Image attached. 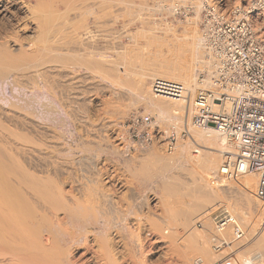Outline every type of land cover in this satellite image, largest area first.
Segmentation results:
<instances>
[{
  "label": "bare ground",
  "instance_id": "6f19581e",
  "mask_svg": "<svg viewBox=\"0 0 264 264\" xmlns=\"http://www.w3.org/2000/svg\"><path fill=\"white\" fill-rule=\"evenodd\" d=\"M106 3L105 0H0V93L3 95V97L0 95V264H153L154 262L148 263L143 256L141 257V253H143L142 251L145 249L144 246H146L144 242H148L150 246L153 245L157 250L164 249L162 260L156 261L155 264H193L192 257L196 254L191 257L189 252L190 249L192 250L191 253H196V249L204 256L208 255L209 251L207 249L209 248H207L205 244L206 241L193 242L191 240L192 242H190V245H187L191 248H188L189 251L185 248V251L182 248L185 247L183 244L180 245L175 242L176 236H174V239L173 236L170 237L173 231L168 232V234H170L169 236L164 234L165 232L167 233V228L169 227H166V231L165 227L164 230L162 228L161 232L164 231V233H160L164 234L163 236L159 233L161 228L159 229V226H157L158 224H154V227L150 224L152 227L149 225L151 228L149 227L150 230L146 229V231H150L148 235L153 234V237L147 242L145 240L148 238L144 237L145 240H143L140 236L141 234L134 233V231H132L133 226L131 225L132 228H130L129 223L132 221L130 219H136L139 213L143 212L142 207L144 200L142 197L144 196H141L140 193L143 192L139 189L141 186L137 188L134 187V189H131L129 192L125 189L126 192L124 191V194H126V198L124 202H122L123 200H118L115 196V192L117 193L122 184V181L116 176L118 170L114 168L116 173L109 174L107 173L108 171L101 170V172L96 168L97 166H94V161L98 160L100 155L107 154L109 156L108 158L104 157L105 160H102L104 162L108 161V166L111 164L109 162L115 163L125 156L123 155L124 149L120 145L122 141L118 138L119 136L117 137L115 135V137L118 138V142L115 145L109 141L110 138L108 136L109 139L106 141L107 137L103 135V132L107 131L109 127L113 129L118 126L114 123L112 126L108 123L105 124L106 122L103 121L105 120L103 117H108L109 114L105 116L101 115L102 118L96 117L95 120L98 121L97 123L91 122L94 121L93 119L91 120L92 117H89L92 115H87L90 118L88 120L85 114H87V112L90 114L89 109H91L90 107L93 105L92 99H89L87 96L90 89L87 90L85 86V88L77 86L70 88L71 85H69L65 77H71V75L73 77L74 73L71 71V66H76L83 69L85 71L84 73H86L83 74L84 80L82 79L80 82L81 84H88L85 78L90 79L89 76L91 71H96V73L98 72L99 75L101 74L103 76L110 75L112 77L111 80H116V83L124 79V77H121L116 64L118 62L117 57V62H115L116 60H113L115 57L110 58L103 52L105 50L104 48L102 51L99 49L98 45L93 46L90 44L89 41H91L93 37L87 39L86 37H82L79 33V30L82 28V18L85 20L87 14L93 12L92 8L93 10L96 8L95 13L97 12L103 15L106 12V6L109 5V2ZM170 7L171 5L168 6L167 9H170ZM195 13L198 14V10L195 11ZM84 22L86 23V21ZM198 34L199 35L196 34V42H191V39L187 37L184 39L186 47H184V44H181L180 56L178 59L183 60L184 58H188L194 61L192 66L190 64L188 65L189 72H191L190 75L192 76L197 72L198 62L204 65L207 69L208 76L202 80L201 84L203 85L201 88H203L209 84V74L212 71L213 62L209 57L206 59V62L203 61L204 59L202 60L203 55L205 57L207 54L203 45L204 35L201 31H199ZM97 40L98 39L92 40V43L94 41L93 44L95 45ZM117 44L120 45V42ZM127 51L128 50L125 49L122 52L127 55ZM121 56H123V59L125 58L123 53ZM126 64L127 66L125 67L131 69L128 62H126ZM177 65L179 64L177 63ZM170 67L172 68V64H170V59H167L165 65L155 67V72L150 75L153 76V79L164 78L182 83L188 90L186 98L176 99L153 95L148 86L149 84H147L146 75L138 72L139 76H137L136 79L132 76L134 80L131 81V85L133 86L132 90H134L133 93L136 95V97H134L135 95L133 96L134 98L132 97V103H134V100L143 102L146 108L149 107L151 108L149 110L156 111V118L159 120H179L182 121L184 125H189L187 122L189 119V110L190 114L192 112L190 91L191 88H195L198 83H196L195 80L193 82L192 76L187 77V75H185L187 78L184 79L179 77V73H176L175 69L172 70ZM173 68H175V65H173ZM53 71L57 74L58 79L61 78V80H57V78L51 79V77H49V74L53 73ZM134 74L137 75L136 73ZM124 81H126V79L122 82L124 83ZM122 82L121 85L123 84ZM77 84L79 85V82H77ZM81 84L80 86H82ZM198 85L200 86V84ZM187 87H191L190 90ZM101 89H103V87H101ZM8 90H10L9 93H7ZM116 104L118 105V103ZM116 104L114 103L113 107ZM122 105L124 104L122 103ZM103 106L104 105H102V107ZM105 106H107V108L108 106L109 108L112 107L108 104ZM117 108H119V106ZM103 109L104 108L101 110ZM78 112H80L82 117H85L82 120L85 123L84 127L87 129L85 130L95 133L94 138H100V140L97 139V142L93 139L94 142H91L95 143L96 141V143H98L93 146L90 141L89 144L88 142L82 141L85 137L84 139L78 138V140H73V143L72 140L71 143H66L68 144L67 149L64 146L61 148L64 151L67 150V152H72L74 150L78 151L79 161L76 159L77 162L73 163L78 164V162L81 160L84 161L83 159H85L86 164L83 165H86L84 166L86 168H81L83 172L80 173L81 176L85 175L88 176V178L90 177L89 179L90 181L92 180V183L89 184H92L91 186H93L95 192H67L65 186L70 183L69 187L72 190V187L75 186L73 179L76 177L75 175L77 172H73L75 175L71 173L73 171L70 170L72 167L69 169L71 172L69 170L67 171V164L65 169H63L62 166L64 164L60 163L61 165H58L59 162H57L55 165H58V167L56 168L55 165L48 164V161L46 159L44 160L47 154L46 156L44 155L43 140L46 137H43L45 134L44 132H46L44 130L47 128L46 126L48 124H46L45 120H48L53 127L55 125L57 127H63L64 129L67 125L74 126L73 122H77L76 119L79 115L76 117V114H78ZM99 115L100 114H96V116ZM110 121L108 120L107 122ZM78 123L81 126L82 122H77V124ZM169 123L171 122H168L166 125H169ZM77 124L75 127H77ZM180 124L183 125L182 123ZM84 127L82 128L84 129ZM89 127L91 128L89 129ZM210 128L200 129L199 134L205 140L208 145L207 147L211 149L210 153L212 155L206 156L205 174L201 175L197 171L193 172L196 173V181L194 179V183H188L190 180L185 174V172L187 173V160L184 157L183 150L179 152V158L178 154L168 157L163 154L161 155L155 150H146L147 155L145 153V156H147V158L142 160L143 155H139L140 158L142 157L140 161L143 162H141L142 164L140 163L141 167L139 165L140 170L137 169L139 172L141 171V174L138 173V171L137 173L142 177H144L143 175L148 177V179L146 177L143 178L147 180H149L152 175L157 174L163 186V190L165 191L163 193L173 197V203L180 201L185 204V200L181 197L186 195L193 198L189 203L187 202L188 205L186 206L188 207L173 205L171 210H169V217L181 222L182 228L185 227L184 225L187 227L191 220L198 219L199 212H205L204 217L205 215L211 214L212 208H205V203L219 200L220 197L217 196L218 194L225 196L227 200L231 201L230 203L232 205L230 206L227 204L228 206L226 205V207L236 215L245 230V241L242 245L243 249L241 247L242 250H239L238 255L234 257L236 264H249L247 259L251 255H257L256 260L252 264H264V200L260 201V199L256 198L253 194L257 177L255 178L253 174L250 175L251 173H245L236 179L224 180L217 185H212L210 182L207 183V180L205 181L204 176H206V179L207 177L209 178L219 167L223 158L222 151L226 147L224 136L215 129L213 130ZM48 129L50 130L51 127L47 128V130ZM85 130L81 131L86 135ZM50 131L47 132L50 133ZM51 133L53 134V132ZM77 133L80 134V132ZM55 134H53V136L50 135L54 137ZM88 135L89 134L86 135L87 138ZM60 136L61 135H59V137ZM90 137L92 139V136ZM76 138L77 136H75V139ZM102 138L105 139V142H103L104 139ZM66 140H70L69 135H67ZM85 140L87 141V139ZM99 141H102L103 144L100 145ZM44 142L46 143V141ZM50 142L51 141L48 143ZM48 143H46V147ZM52 143L56 145L57 140ZM72 144L74 148H72ZM50 145L51 144H49L48 147H50ZM54 145L53 148H58V144L56 146ZM53 148L49 150L50 153L52 150L55 151ZM61 148L58 149L59 152ZM57 152L56 150L55 153ZM61 153H63V151L59 153L60 155L56 156H61ZM81 153H85V155ZM54 154L51 153L50 156ZM218 155L220 156V161L217 158ZM56 156L54 155V157ZM54 157H51V160L55 161ZM70 158L71 156L69 159ZM66 160L64 161L65 163H67ZM44 161H47V164H45ZM56 161L54 163H56ZM64 162L62 160V163ZM104 162H102V165ZM78 166L81 167L82 165L80 166L79 164ZM75 168L78 169L77 166ZM201 168L203 169V167ZM79 169L77 171H79ZM105 169L107 170V168H104V170ZM63 172L66 176H63ZM72 174L74 178L71 179V177H73ZM81 178H79V180ZM84 179L89 181L87 177ZM77 180L78 179H76V181ZM82 184L83 183L79 185L82 187ZM89 184L87 182L85 185H88L89 188ZM91 186L90 188H92ZM245 187H248L249 191L241 192ZM73 190H76V188ZM124 194L123 196H125ZM122 203H125V205ZM149 212H151V210ZM140 216L142 215L140 214ZM201 216L200 218H204L203 215ZM164 220L163 222H166ZM137 222L138 219L136 220V223ZM205 222L207 221H204V223ZM138 223L140 229H142L141 226L143 224L140 225L141 222ZM159 225L161 224L159 223ZM191 225H193V223H191ZM204 225L205 228H210L208 230H211L209 224L208 226L206 223ZM210 225L212 224L210 223ZM128 226L132 230H128ZM186 227L185 229L187 230ZM125 229L128 230L130 238L123 241L125 237H129L123 235L126 234L124 233ZM192 229H194V227ZM194 230L190 231L194 232ZM197 231L199 232V230ZM182 233H184V231ZM188 233L190 234L189 231ZM229 234L228 232L227 236H229ZM115 236L121 237L122 239L119 238L120 240H115ZM197 236L198 235H196V237ZM163 237H168L170 239ZM196 237L195 239L197 240L198 237ZM119 242L122 243V246L126 250V252H124L126 254L121 258L116 256L118 245H120ZM192 248H195L194 251ZM195 257H197L194 258L195 263H201L203 260L201 256L199 258L198 256ZM211 258H215V256ZM214 264H219L218 260Z\"/></svg>",
  "mask_w": 264,
  "mask_h": 264
},
{
  "label": "rangeland",
  "instance_id": "374dc122",
  "mask_svg": "<svg viewBox=\"0 0 264 264\" xmlns=\"http://www.w3.org/2000/svg\"><path fill=\"white\" fill-rule=\"evenodd\" d=\"M92 1V0H91ZM173 1V2H172ZM177 1H180L181 3H186V0H105V2H109V5H107L106 7V9H105V15L103 14H101V13H95V11H96V8L93 10V8H92V11L93 12H91L90 14H87V15H89V16H92L93 18H94V21H95V27H96V29L94 30V33H93V35L92 36H90V39L93 37V39L92 40H95V39H98L97 40V44L95 43V45L93 44L94 43V41H93V43H92V40L91 41H89L90 42V44H92L93 46H96V45H98V47H99V49L100 50H104L103 52H105L106 53V55L108 56V57H110V58H114L113 60L115 61L116 60V57H117V60H118V62H117V60L115 61V62H117L116 64H117V67H118V69H119V71H120V75H121V77H124V79L123 80H125L126 79V81H124V83L121 85V82H117L116 83V80L115 81H113V79L111 80V76L110 75H108V76H106V75H99V73L97 72L96 73V71H91L90 72V79H86L85 78V81L88 83V84H86V83H83V84H81L80 82L82 81V79L84 80V75L83 74H86V73H84L85 71L83 70V69H81V68H78V67H76V66H71L72 68H71V71H73V73H74V75H73V77H72V75H71V77L73 78H71L70 76H67V77H65V79H66V81L67 82H69V85H71L70 86V88L71 87H73V86H77V87H80V88H83L84 86L87 88V90H89V94L87 95L88 97H89V99L91 98L92 99V104L93 105H91L92 107H90L91 109H89L90 110V114H88V112H87V114H85L86 115V118L89 120L90 118L89 117H92L91 118V120L93 119L94 121H91V122H98L97 120H95L96 119V117L98 118V117H101L102 118V116L101 115H103V116H105V115H108V117L106 118V117H103V119H105V120H103V121H105L106 123L105 124H109V125H111L112 126V124L114 123V124H116V126H118V127H114L113 129L111 128V127H109L108 128V130L107 131H104L103 133V135H105L106 137L108 136L109 138H110V142L112 143V144H115L116 145V143L118 142L117 141V139L119 138L122 142H121V146L123 147V155H125V156H123V158H121L120 160H118V161H116L115 163L114 162H109V163H111V164H109L110 166H108V161L107 162H104V161H102V160H105L104 159V157H106V158H108L109 156L106 154V155H100V160H99V158H98V160H96V161H94V166H97L96 168L97 169H99L100 171L102 170V171H108L107 173H111V174H114V173H116V170H118L117 171V174H116V176H117V178H119V180L120 181H122L121 183V187H119V189H118V191H117V193L115 192V196H116V198L118 199V200H123L122 202H124V200H125V198H126V194H124L126 191H131V189L133 190L134 189V187L135 188H137V187H139V186H141V187H139V189L141 188L142 189V191L143 192H140L141 193V196H144V197H142L143 198V200H144V204H143V207H144V205H145V207L143 208L142 207V211L143 212H141V213H139V216L135 219V218H133V219H130V220H132V221H130L131 223H129V225H130V228H132V226H133V230L132 229H130L129 228V226H128V230H132V231H134V233L136 232V233H139V234H141L140 236H141V238L143 239V240H145L144 239V237H146V238H148V239H146L145 241L147 242L148 240H150V239H152V237H153V234H151V235H148V234H150V231H146V229H149V227L151 226V225H153V227H154V224H158L157 226H159V229H160V231H159V233L161 232V230H162V228H163V230H164V227H165V231L167 230V233L165 232L164 233V231L163 232H161V233H164V234H166V236H169L170 234H168V232L170 231H173V233H171V235H170V237L171 236H173V239H174V236H176L175 237V242H177V243H179L180 245L181 244H183L185 247H182L185 251H186V249H187V251H189L188 250V248H191V247H188L189 245H190V242H205V244L207 245V248H209V249H207L209 252H208V255H203L199 250H196L195 248H192L193 249V251H194V249H195V251H196V253L194 252V253H191L192 252V250L190 249V254H191V257L193 256V255H195V256H198V258L201 256L202 257V261H201V263H195L194 262V258H197V257H195V256H193L192 257V263L193 264H214V263H216L217 262V260H218V263L219 264H222V262L224 261V259L226 258V255H227V251L226 250H224V251H221V253H219V252H217L215 249H213V247H212V245H211V243H210V241H209V233H210V231L212 230V228H213V225H214V222H213V220H208V219H212L211 218V216L210 215H205V217H204V213L205 212H202V213H198V219H193V220H191L190 221V223L188 224L189 225V228H188V225H187V227H186V225H184L186 228H187V230L185 229V227L184 228H182V223L181 222H179L178 220H175V219H171L169 216V210H171V207L174 205V206H176V205H179V206H186V205H188V203H189V201H191L193 198L191 197V196H188V195H186V196H183V197H181L182 199H184L185 200V204H183V203H181L180 201L178 202V201H176L175 203H173L172 201H173V197H171V196H168L167 194H164L163 192H165L164 190H163V186L161 185V181H160V179H159V176L157 175V174H154V175H152L151 177H150V179L149 180H147L148 179V177H146L145 175H143L144 177H142V176H140V175H138V173H140L137 169H139L140 167H141V165H140V163L141 162H143V161H140L141 160V158L143 157V159L142 160H144V158H147V156H145V153H146V155H147V151L148 150H155V151H158L161 155L163 154L164 156H173L174 154H178V158H179V152H181L182 150H183V152H184V157H185V159L187 160V173L185 172V174H186V176L189 178V182L188 183H194V179H195V181H196V178H195V175H196V173H193L194 171H197V172H199L201 175L202 174H205V166H206V162H207V155L209 156H211L212 154L210 153V150L211 149H209V147H207L208 145L206 144V142H205V140L203 139V137L199 134V132H200V129H204V128H195V127H193V126H191V124H190V117H191V114H190V110H189V119H188V123H189V125L187 124V125H184V123L182 122V121H179V120H170V119H165V120H159V119H157L156 117V115L157 114H155V110H149V109H151V108H146L145 107V105H144V103L143 102H139L138 100H134V103H132L133 102V98L134 97H136V95H135V93H133L134 92V90H132L133 89V86L131 85V81L132 80H134V78L136 79V77L137 76H139V73H142L143 75H146V77H147V84H149L148 86H149V88H150V82H151V80L153 79V76H151L150 74H152V73H154L155 72V67H157V66H160V65H165V62H167V59H170V64H172V70H174L175 69V72L177 73H179V77H182L183 79L184 78H187L188 76H192V75H190L191 74V72H189V69H188V65L190 64L191 66L193 65V62L194 61H192V60H189L188 58L187 59H178V57L180 56V48H181V44H184V47H186L185 46V41H184V39L187 37V38H190L191 40V42L193 41V42H196L197 41V39H196V34L197 35H199L198 33H199V31H200V29H199V26H198V24H197V21H198V19H199V13L198 14H196V13H192L191 15H189V16H187V17H185L183 20H171V18L169 17V15H170V9H167V7L168 6H170V5H173V3H175V2H177ZM172 2V3H171ZM106 3V4H107ZM63 9V8H62ZM93 13V14H92ZM99 14H101V15H99ZM109 16H113V18H115L114 20H115V22L118 20V19H125L126 20V23H125V25L123 26V30L122 31H112V30H110L108 27H106V26H102V23H103V20L105 19V18H107V17H109ZM98 18H100V19H98ZM98 22H97V21ZM100 21V22H99ZM100 28V29H99ZM102 31V32H101ZM99 32V33H98ZM106 33V34H105ZM98 34V35H97ZM103 35V36H102ZM105 35V36H104ZM99 36V37H98ZM116 39V40H115ZM183 39V40H182ZM119 40V41H118ZM118 41V42H117ZM184 41V42H183ZM110 42L111 44H108V43ZM120 42V45H122V46H120L119 44H117V43H119ZM105 43V44H104ZM115 43V44H114ZM122 43V44H121ZM104 44V45H103ZM113 45V46H112ZM117 47V48H115V47ZM101 47V48H100ZM114 47V48H113ZM104 48V49H103ZM123 48V49H122ZM121 49V50H120ZM128 50L127 51V55H126V53H124V52H122V51H124V50ZM120 50V51H119ZM118 53V54H117ZM121 53V54H120ZM122 53H123V55H125V58L123 59V56H121L122 55ZM112 56V57H111ZM122 57V58H121ZM121 58V59H120ZM181 58V57H180ZM128 59H130V60H128ZM204 59V60H203ZM207 58H205L204 57V55H203V57H202V60L203 61H207L206 60ZM121 60V61H120ZM128 60V61H127ZM172 60H173V62L175 63H173L172 62ZM123 62V63H122ZM126 62H128V64H129V66L131 67V69H129L128 67H125V66H127V64H126ZM125 63V64H124ZM177 63L179 64V65H177ZM116 64H115V66H116ZM122 64V65H121ZM173 65H175V68H173ZM128 68V69H127ZM82 70V71H81ZM128 71H130V72H128ZM55 71H53V73H50L51 75H53V76H51L50 74H49V77H51V79L52 78H57V80H61V78H59L58 79V76H57V74H55L54 73ZM139 72V73H138ZM75 73H76V75H75ZM131 73V74H130ZM134 73H136L137 75H135ZM79 74V75H78ZM122 74H124V75H122ZM129 74V75H128ZM208 72H207V69L204 67V65H202V63H200V62H198V64H197V72L192 76V78H193V82H194V80H195V82L196 83H198V84H200V86L197 84L196 86H195V88L193 87V89L191 88V91H190V93H191V101H192V99H193V96H194V94H195V92H196V90L198 89V88H201L202 87V85L203 84H201L202 83V81H200V75H203V78H205V77H207L208 75ZM54 75H56V76H54ZM185 75H187V77L185 76ZM129 76V77H128ZM134 78H133V77ZM74 77H76V78H74ZM81 77V78H80ZM99 77V78H98ZM108 77V78H107ZM68 78V79H67ZM127 78H129V79H127ZM131 78V79H130ZM195 78V79H194ZM55 79H53V80H55ZM72 79V80H71ZM77 79V80H76ZM70 80V81H69ZM76 80V81H75ZM93 80V81H92ZM127 80H130V81H127ZM75 81V82H74ZM72 82V83H71ZM77 82H79V85L77 84ZM71 83V84H70ZM99 83H105V84H99ZM130 84V86H129V84ZM75 84V85H74ZM80 84L82 85V86H80ZM68 85V86H69ZM86 85H88V86H86ZM95 85H96V87H95ZM104 85V86H103ZM106 85V86H105ZM108 85V86H107ZM127 85V86H126ZM210 80H209V84L208 85H206V87L204 86L203 88H210ZM97 86H99V87H97ZM103 87V89H101V87ZM126 86V87H125ZM129 86V87H128ZM84 87V88H85ZM106 89H105V88ZM69 88V89H70ZM189 90H190V88L189 87H187ZM112 89H113V91H112ZM126 89V90H125ZM91 90H93V91H91ZM104 90V91H103ZM107 90V91H106ZM9 91L10 90H8L7 91V93H9ZM103 93H102V92ZM5 92H6V90H5ZM92 93V94H91ZM97 95H96V94ZM99 93V94H98ZM125 93H126V95H125ZM121 94V95H120ZM0 95H2V93H0ZM94 95V96H93ZM117 95V96H116ZM125 95V96H124ZM129 95V96H128ZM135 95V96H134ZM110 96H112V97H110ZM116 96V97H115ZM119 96V97H118ZM122 96V97H121ZM134 96V97H133ZM1 97H3V95L1 96ZM102 97V98H101ZM107 97V98H106ZM115 97V98H114ZM127 97V98H126ZM130 97V98H129ZM133 97V98H132ZM116 98H117V100H116ZM100 99V100H99ZM103 99V100H102ZM108 99V100H107ZM105 100H107V101H105ZM112 100H116V101H112ZM104 101V102H103ZM110 101V102H109ZM137 101V102H136ZM95 102H97V103H95ZM102 102V103H101ZM105 102H108V103H105ZM131 102V103H130ZM114 103L116 104V103H118V105L116 104L114 107H113V105H114ZM122 103L124 104V105H122ZM106 104H108V105H111L112 107L111 108H109V106H108V108H107V106H105ZM102 105H104L103 107H102ZM132 105V106H131ZM191 105H192V103H191ZM96 106H97V108H98V110H97V108H96ZM101 106V107H100ZM119 106V108H117V107ZM123 106V107H122ZM106 107V108H105ZM132 107V108H131ZM102 108H104L105 109V111H104V109L103 110H101ZM100 109V110H99ZM95 110V111H94ZM116 110V111H115ZM119 110V111H118ZM104 111V112H103ZM115 111V112H114ZM111 112H112V114H111ZM120 112H121V114H120ZM136 113V114H139L140 116H148L149 117V121H150V127H151V129L150 130H158V129H160V131H163V132H169V130H171V128H173L174 127V129L177 131V133H178V135L180 134V132H181V130L183 129V128H186V129H188V133L190 134V138H181V135L179 136V138H178V140H177V142H176V144H175V147L171 150V151H168V150H166V148H165V146H164V144H162L161 143V141H160V139L158 140H156V139H154L153 141H152V143L151 144H147L146 146H140L139 144H138V142H137V139H136V137H133V132H132V130H133V126L131 125V121H130V114L131 113ZM149 112H150V114H149ZM96 114L98 115V114H100L99 116H96ZM120 114V115H119ZM145 114V115H144ZM79 115V116H78ZM84 115V116H85ZM89 115H92V116H88ZM95 115V116H94ZM112 115V116H111ZM119 115V116H118ZM80 117L81 115H80V112H78V114H76V117ZM94 116V117H93ZM77 117V122H82L81 123V126H80V124L78 125L77 124V122L75 121V122H73V125L74 126H72V125H67V126H65L64 127V129H63V127L61 128V127H57V126H55L54 125V127L52 126V125H50V122L48 121V120H45L46 121V124H47V128H50L51 127V131L48 129L47 130V128L44 130V131H50V133L49 132H47V134H49V135H47L46 134V132H44L43 134H44V137L43 138H45L44 140H43V143H44V147H46V143H48L49 141H51L50 143H48V146H49V144H51L50 145V147H46V148H44L43 147V149H44V155L46 156V154H47V156H48V158H47V156H46V158L44 157V160L46 159L47 161H44V163L45 164H53V165H55V164H57V162H59V164L58 165H61V164H64L62 167H63V169H65V166H66V164L68 165V167L66 166V170L68 171L71 167V169L70 170H73L71 173H73V172H77V174H78V176H79V173L80 172H83V171H81V170H83V169H81V168H86V167H84V166H86V165H83V164H86V162H85V159H83L84 161H80V162H78V164L77 163H73V162H77V160H78V151L76 150H74V151H72V152H67V150L66 151H64V150H62V146H64L66 149H67V147H68V144H66V143H71V140H72V143H73V140H78V138H82V139H84V137H85V139H87V141L84 139V140H82V141H84V142H88V144H89V141H90V143L93 145V146H95L96 144H98V143H96V141L98 142V140H100V138H94L95 136V133H92V132H87L86 130V128L84 127V122L82 121L83 120V118H85V117H82V119H81V117L80 118H78ZM124 117V118H123ZM46 118H47V116H46ZM109 118V119H108ZM123 120H122V119ZM79 119V120H78ZM80 119H81V121H80ZM109 120H111L110 122H107V121ZM129 120V121H128ZM158 120V121H157ZM161 121V122H160ZM179 121V122H178ZM91 122H89V123H91ZM164 122V123H163ZM168 122H171V123H169V125H166V124H168ZM177 122H178V124H177ZM111 123V124H110ZM180 123H182L183 125H181ZM76 124H77V127H75L76 126ZM82 124H83V126H82ZM123 124V125H122ZM153 124V125H152ZM158 124V125H157ZM165 124V125H164ZM162 125H163V128H162ZM49 126V127H48ZM79 126H80V128H79ZM132 126V127H131ZM153 126V127H152ZM53 127V128H52ZM82 127H84V129L82 128ZM55 128V129H54ZM66 128H68V129H66ZM70 128H71V130H70ZM76 128H77V131H76ZM78 128H79V131H78ZM91 127H89V129H90ZM111 128V129H110ZM52 129H53V131H52ZM86 129V130H85ZM115 129V130H114ZM210 129H213V128H210ZM60 131V132H56V131ZM64 130H66V131H64ZM67 130H69V131H67ZM81 130H85V132H86V135L87 134H89L88 135V138L86 137V135H85V133L84 132H82ZM113 130V131H112ZM214 130V129H213ZM71 131V132H70ZM119 131V132H118ZM122 131H124V132H122ZM51 132H53V134H55L54 135V137H52L53 136V134L51 133ZM65 132V133H64ZM77 132H80V134H78ZM81 132H82V134H81ZM213 132V131H212ZM91 133V134H90ZM107 135H106V134ZM118 133H120V134H118ZM214 133V132H213ZM52 136H51V135ZM62 134H63V136H62ZM84 134V135H83ZM59 135H61L60 137H59ZM67 135H69L70 136V140L69 141H67L66 139H67ZM81 135V136H80ZM115 135L118 137H115ZM52 137V138H50V137ZM58 136V137H57ZM75 136H77V138L75 139ZM79 136V137H78ZM90 136H92V139H91V137ZM104 136V137H105ZM113 136V137H112ZM56 137H57V139H56ZM106 137H105V139H106ZM107 137V139H106V141L109 139ZM131 137V138H130ZM72 138V139H71ZM74 138V139H73ZM114 138V139H113ZM116 138V139H115ZM48 140V142H47V140ZM53 139H55V140H53ZM59 139V140H58ZM93 139H95L96 141H95V143H93L94 141H93ZM98 139V140H97ZM102 139H104V138H102ZM101 139V140H102ZM105 139L103 140V142H105ZM113 139V140H112ZM57 140V146H58V148H53V145H54V143H52V142H55ZM64 140V141H63ZM44 141H46V143L44 142ZM91 141H93V142H91ZM113 141H115V142H113ZM59 142V143H58ZM60 142H62V143H60ZM100 142V141H99ZM102 142V141H101ZM100 142V145H102L103 144V142L101 143ZM63 144V145H62ZM134 144V145H133ZM56 145H54V146H56ZM67 145V146H66ZM52 146V147H51ZM61 148V150H60V152H62L63 151V153H61V156H56V155H60L59 153V150L58 149H60ZM47 148H48V150H47ZM55 149V151H51V153L52 154H54L55 152H56V150L59 152H57V153H55L54 155L56 156V157H54V155H52V156H50V151L49 150H51V149ZM72 148H74V146H73V144H72ZM139 148V149H138ZM209 149V150H208ZM45 150H47V151H45ZM147 150V151H146ZM206 150H207V152H206ZM124 151H126V152H124ZM54 152V153H53ZM94 152H95V149H94ZM99 152V151H98ZM162 152V153H161ZM65 154H66V156H65ZM77 154V155H76ZM82 154V153H81ZM82 155H85V153L84 154H82ZM142 156L141 158H140V156ZM71 156V160L69 159V157ZM73 156H75V157H73ZM139 156V157H138ZM51 157H54V159H55V161H56V163H54L55 161L54 160H51ZM60 157H62V158H60ZM64 157V158H63ZM84 157V156H83ZM49 158H50V160H51V162H50V160H49ZM75 158V159H74ZM217 158L219 159V161H220V156L218 155L217 156ZM53 159V158H52ZM59 159V160H58ZM61 159V160H60ZM69 161H67V160ZM74 159V160H73ZM77 159V160H76ZM79 159H80V157H79ZM62 160H63V162L66 160V162L67 163H62ZM61 161V162H60ZM79 161V160H78ZM47 162V163H46ZM53 162V163H52ZM83 162V163H82ZM97 162V163H96ZM99 162V163H98ZM102 162H104V164L102 165ZM61 163V164H60ZM71 163V164H70ZM107 163V164H106ZM114 163V164H113ZM70 164V165H69ZM74 164V165H73ZM75 164H76V166H77V168L79 167L78 165L80 164V166L81 167H79L78 169H79V171H77L78 169H76L75 167ZM99 166H101V167H99ZM142 164V163H141ZM58 165H55L56 166V168L58 167ZM72 165V166H71ZM139 165H140V167H139ZM75 166V167H74ZM113 166V167H112ZM203 167V169L201 168V167ZM218 166V165H217ZM107 168V170L105 169L104 170V168ZM109 167V168H108ZM111 167V168H110ZM197 167V168H196ZM103 168V169H102ZM114 168H116V170L114 169ZM119 168V169H118ZM135 168V169H134ZM201 169V170H199V169ZM111 169V170H110ZM124 169V170H123ZM120 170V171H119ZM132 170V171H131ZM136 172H135V171ZM140 170V169H139ZM101 171V172H102ZM115 171V172H114ZM137 171H138V173H137ZM186 171V170H185ZM201 171V172H200ZM75 172V173H76ZM121 172V173H120ZM75 173H73L74 175H75ZM136 173H137V176H136ZM65 173L63 172V176H66V175H64ZM73 174H72V176H73ZM77 174L75 175L76 177H78L77 176ZM108 174V175H109ZM120 174H122V175H120ZM141 174V173H140ZM253 174V176L256 178L257 177V174H255V173H251L250 175H252ZM87 175V174H86ZM127 175H129V176H127ZM80 176H81V173H80ZM78 177V178H74V176L73 177H71V179L72 178H74L73 180H74V187H72V190L70 189V187H69V185H70V183H68L65 187H66V191L67 192H90V191H92V192H95L94 190H93V186H91L92 184H89V183H92V180L90 181V177L88 178V176H85V175H82L81 177L83 178H81V177ZM84 176V177H83ZM120 176V177H119ZM87 177V179L89 180V181H87V180H85L84 178H86ZM124 179H123V178ZM147 178V179H143V178ZM205 177V181L207 180V183H209V178L207 177V179H206V176H204ZM79 178H81L80 180H79ZM191 178H193V179H191ZM76 179H78L77 181H76ZM127 179V180H126ZM82 180V181H81ZM84 180V181H83ZM146 180V181H145ZM80 181V182H79ZM86 181V182H85ZM191 181H193V182H191ZM76 182V183H75ZM78 182V183H77ZM87 182H88V184H89V188H88V185H85V184H87ZM143 182V183H142ZM81 183H83L82 184V187H81V185H79V184H81ZM125 183V184H124ZM130 183H131V187H130ZM77 184H78V186H77ZM124 184V185H123ZM127 184V185H126ZM137 184H138V186H137ZM145 184V185H144ZM83 185H85V186H83ZM126 185V186H125ZM189 185H191V184H189ZM90 186L92 187V188H90ZM106 186V185H105ZM128 186H129V188H128ZM133 186V187H132ZM256 186V185H255ZM78 187V188H77ZM79 187H80V189H79ZM128 189H130V190H128ZM76 188V190H73V189H75ZM82 188V189H81ZM123 188V189H122ZM78 189H79V191H78ZM105 189H106V187H105ZM125 189H126V191H125ZM125 191V192H124ZM249 191V189H248V187H245L241 192H248ZM145 192V193H144ZM139 193V194H140ZM153 193V194H152ZM123 194L125 195V196H123ZM123 196V197H122ZM162 196V197H161ZM218 197H220V199L219 200H216V201H212V202H207V203H205V208H212L213 209V207H212V205L214 206V205H216L217 203H222V204H224V205H227V204H229L230 206H232L231 205V201H229V200H227V198L225 197V196H221L220 194H218L217 195ZM122 199H121V198ZM145 197H146V199H147V201H146V199H145ZM261 201V200H260ZM121 202V201H120ZM147 202H148V204H147ZM188 202V203H187ZM147 205H146V204ZM123 204V203H122ZM123 205H125V203L123 204ZM228 206V205H227ZM186 207H188V206H186ZM146 208H147V210H146ZM149 208V209H148ZM211 209V210H212ZM151 210V212H149ZM149 212V213H148ZM140 214L142 215V216H140ZM208 214V213H207ZM148 215V216H147ZM201 215H203V217L204 218H200V217H202ZM141 217V218H140ZM160 217H161V219H160ZM200 218V219H199ZM138 219V222H141L140 223V225H142L141 227H142V229H140V227H139V223L137 224L136 223V220ZM165 219V220H164ZM134 220V221H133ZM160 220V221H159ZM163 220L164 221H166V222H163ZM198 220H200V222L202 223V226H203V228H200V227H198L197 226V222H198ZM196 221V222H195ZM204 221H209L212 225H210V223L208 222V224H209V226L211 227V230H208V229H210V228H205L204 226V224L206 223V225L208 226V224H207V222H205L204 223ZM155 222V223H154ZM132 223H134V224H132ZM135 223H136V225L138 226V228H137V226L135 225ZM153 223V224H152ZM159 223L161 224V225H159ZM165 223V224H164ZM191 223H193V225H191ZM151 224V225H150ZM168 226H167V225ZM132 225V226H131ZM150 225V226H149ZM161 226V227H160ZM163 226V227H162ZM191 226V227H190ZM145 227V228H144ZM152 227V226H151ZM150 227V228H151ZM166 227H169V228H167L166 229ZM194 227V229H192ZM171 228V229H170ZM173 228V229H172ZM139 229H140V231H139ZM185 229V230H184ZM194 230V232L193 231H190V230ZM128 230L127 229H125L124 230V233H126V234H123L124 236H129V234H128ZM136 230V231H135ZM150 230V229H149ZM197 230H199V232L197 231ZM204 230V231H203ZM174 231H175V235H174ZM184 231V233H182ZM186 231V232H185ZM188 231L190 232V234H192V235H190L189 233H188ZM201 231V232H200ZM203 231V232H202ZM149 232V233H148ZM192 232V233H191ZM130 233V232H129ZM145 233V234H144ZM158 233V234H159ZM160 233V234H161ZM190 235H188V234ZM198 233V234H197ZM138 234V235H139ZM164 234H161V235H163L164 236ZM168 234V235H167ZM195 234V235H194ZM207 234V235H206ZM131 235V234H130ZM196 235H198L197 237H196ZM123 236V237H124ZM139 236V237H140ZM148 236V237H147ZM195 237L197 238V240L195 239ZM118 238V239H117ZM122 239L121 237H117V236H115V240H120V239ZM128 238H130V236L129 237H125L124 239H123V241L125 240V239H128ZM163 238H168V237H163ZM168 239H170V238H168ZM172 239V238H171ZM195 239V240H194ZM200 239V240H199ZM202 239V240H201ZM204 239V240H203ZM167 240V239H166ZM192 240V241H191ZM244 241H245V239L244 240H242L240 243H239V246H238V248L235 250V253H236V255L235 256H237L238 255V253H239V250H242L243 249V247H242V245L244 244ZM122 242V241H121ZM121 242H119L120 243V245H118V252H116V256H118V258H121L123 255H125L126 253H124V252H126V250L124 249V247L122 246V243ZM144 244L146 245V246H144L145 247V249H144V251H142L143 253H141V257L143 256L145 259H146V261H148V263L149 262H154L153 264H155V262L156 261H158V260H162L161 258H162V256L164 255V254H162L163 253V251H164V249H161L162 250V252H161V250L160 249H158L157 250V248H155L153 245H149L148 244V242L147 243H145L144 242ZM188 245V246H187ZM119 246H121V247H119ZM151 247V248H150ZM241 247H242V249H241ZM150 248V249H149ZM186 248V249H185ZM198 253V254H197ZM200 254V255H199ZM202 254V255H201ZM240 255V254H239ZM249 255V254H248ZM213 256H215V258H211V257Z\"/></svg>",
  "mask_w": 264,
  "mask_h": 264
},
{
  "label": "built area",
  "instance_id": "2783aa9c",
  "mask_svg": "<svg viewBox=\"0 0 264 264\" xmlns=\"http://www.w3.org/2000/svg\"><path fill=\"white\" fill-rule=\"evenodd\" d=\"M198 10L197 24L204 35V50L213 62L210 88H198L192 99L190 124L213 128L225 138L222 161L209 177L212 185L245 173L257 174L254 196L264 200V0H186L170 7L171 20H183ZM203 75H200L202 81ZM155 96L186 98L188 90L177 81L155 78L150 82ZM133 137L140 146L160 139L171 151L181 135L150 130L148 116L130 114ZM214 222L209 241L217 252L226 250L222 264H236L235 250L245 230L226 205L217 203L209 214ZM197 226L203 228L198 221ZM230 233L227 236V233ZM257 255L248 257L252 264Z\"/></svg>",
  "mask_w": 264,
  "mask_h": 264
},
{
  "label": "crops",
  "instance_id": "0c3cea01",
  "mask_svg": "<svg viewBox=\"0 0 264 264\" xmlns=\"http://www.w3.org/2000/svg\"><path fill=\"white\" fill-rule=\"evenodd\" d=\"M85 17V16H83ZM84 18H82L83 20ZM115 18H113V16H109L107 18H105L103 20L102 26H106L108 27L110 30L112 31H122L123 30V26L126 23L125 19H118L116 22L114 20ZM81 20V29L79 30V33L82 35V37H86L87 39L90 38V36L93 35L94 30L96 29L95 27V22H94V18L92 16L87 15V17H85V20L82 21ZM86 21V23L84 22ZM87 24V25H86ZM83 32V33H82ZM109 44H111L109 42ZM140 190L142 191V189L140 188Z\"/></svg>",
  "mask_w": 264,
  "mask_h": 264
}]
</instances>
